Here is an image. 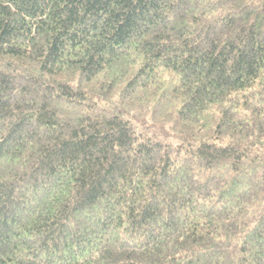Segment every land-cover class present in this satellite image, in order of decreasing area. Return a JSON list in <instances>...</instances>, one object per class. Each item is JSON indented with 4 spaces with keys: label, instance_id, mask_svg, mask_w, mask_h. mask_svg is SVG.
<instances>
[{
    "label": "trees",
    "instance_id": "1",
    "mask_svg": "<svg viewBox=\"0 0 264 264\" xmlns=\"http://www.w3.org/2000/svg\"><path fill=\"white\" fill-rule=\"evenodd\" d=\"M0 264H264V0H0Z\"/></svg>",
    "mask_w": 264,
    "mask_h": 264
}]
</instances>
